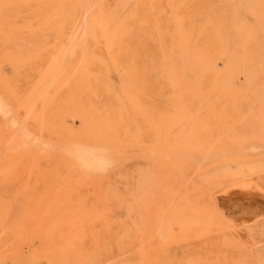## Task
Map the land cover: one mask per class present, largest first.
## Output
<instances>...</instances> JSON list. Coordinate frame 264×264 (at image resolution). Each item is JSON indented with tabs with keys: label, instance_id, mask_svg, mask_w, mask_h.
Segmentation results:
<instances>
[{
	"label": "rangeland",
	"instance_id": "1",
	"mask_svg": "<svg viewBox=\"0 0 264 264\" xmlns=\"http://www.w3.org/2000/svg\"><path fill=\"white\" fill-rule=\"evenodd\" d=\"M169 2L0 0V264H264V90L215 83L244 43L264 65V0ZM187 47L200 93L167 74ZM24 194L94 212L14 213Z\"/></svg>",
	"mask_w": 264,
	"mask_h": 264
},
{
	"label": "bare ground",
	"instance_id": "2",
	"mask_svg": "<svg viewBox=\"0 0 264 264\" xmlns=\"http://www.w3.org/2000/svg\"><path fill=\"white\" fill-rule=\"evenodd\" d=\"M134 1V0H133ZM137 1V0H136ZM170 0H168L169 2ZM179 1V0H178ZM181 1V0H180ZM141 3V2H140ZM170 3V2H169ZM175 3V2H174ZM167 5V4H166ZM4 6V5H3ZM16 6V5H15ZM131 7V6H130ZM170 8V7H169ZM173 8V7H172ZM172 10V9H170ZM175 10V9H173ZM130 11V10H129ZM178 11V10H177ZM255 12H257V10H255ZM83 15V14H82ZM125 15V14H124ZM132 15V14H131ZM158 15V14H157ZM86 17V16H85ZM85 17L83 20H85ZM133 17V16H132ZM156 17V16H155ZM257 17V16H256ZM121 18V17H120ZM189 18V17H188ZM2 19V18H1ZM257 19V18H256ZM3 20V19H2ZM159 20V19H158ZM5 20H3L4 22ZM100 21V20H99ZM6 22V21H5ZM97 22V21H95ZM84 23V22H83ZM101 23V22H100ZM98 22V24H100ZM106 23V22H105ZM104 24V23H103ZM232 24H233V27H236L238 26V23H237V20H234L232 21ZM83 25V24H82ZM101 25V24H100ZM114 24H112L113 26ZM85 26V25H84ZM87 27V26H86ZM246 27V25H245ZM31 28V27H30ZM90 28V27H89ZM112 28V27H111ZM80 29V28H79ZM103 29V27H102ZM110 29H108L109 31ZM131 30V29H130ZM103 31V30H102ZM123 30H121L122 32ZM79 33V32H78ZM123 33V32H122ZM104 34V32H103ZM105 35V34H104ZM112 37V34H110ZM228 35V34H227ZM247 36V35H246ZM249 36V35H248ZM247 36V37H248ZM2 37V36H1ZM0 37V38H1ZM76 37V36H75ZM83 37V36H82ZM104 37V36H103ZM106 37V36H105ZM251 37V36H250ZM254 37V36H253ZM13 39V38H12ZM81 39V38H80ZM120 39V38H118ZM111 40V39H110ZM197 40V39H196ZM2 41V40H1ZM73 41V40H72ZM81 41V40H80ZM113 41V40H112ZM261 41V40H260ZM5 44H6V41H4ZM109 42V41H108ZM111 42V41H110ZM109 42V43H110ZM184 42V41H183ZM112 43V42H111ZM111 43L109 44V46H111ZM72 45V42L70 43ZM7 45H10V44H7ZM247 44L244 43V46L241 48L242 52L241 53H238L236 51L238 50H235V52L237 54H234L233 56H231L229 59H228V72H227V75H226V78H225V82L224 84L222 83V81L220 79H217L216 80V87H221L222 89L225 88L226 89H229V91L231 92H235L236 91V87H235V84H234V77L237 73L239 72H242L245 74L246 78L249 80V84L247 87H252V85L256 86V90L254 91L255 93V96H257V91L258 89H263L264 90V84H261L262 86H258V85H255V81H256V75L258 73H264V65H262L261 63H259V69L255 68V63L260 59V54L257 53V54H254L251 50H249L246 46ZM2 46V45H1ZM78 46V44H77ZM137 46V45H136ZM220 46V45H219ZM108 47V46H107ZM239 47V46H238ZM69 48V47H68ZM67 48V50H68ZM73 48L75 49L76 47L73 46ZM74 49H72V51H75ZM141 49V48H140ZM139 49V50H140ZM11 50V49H10ZM66 50V51H67ZM144 50V49H143ZM137 51V50H136ZM141 53V52H140ZM71 54V53H70ZM137 54V53H136ZM146 54V53H145ZM165 54V53H163ZM127 55V54H126ZM143 56V55H142ZM132 57V56H131ZM135 57V56H134ZM137 57V56H136ZM138 58V57H137ZM113 60V59H112ZM241 60L243 62V65L240 66L237 61ZM114 61V60H113ZM156 62V61H155ZM184 62H185V69L183 70V58L180 59V64L179 62L177 61V67L174 68V67H169L167 69V74L169 77H173L174 79L176 78V76H180L181 75V82H182V85L180 86H183V88L185 87V85L187 84V82H190V84H193L194 87H195V90L198 91L199 93L201 92L200 90V84H201V76H202V71L204 69V65H205V62H206V55L205 53L202 51V50H198L194 47H187V51H186V54H185V59H184ZM131 64L133 65V63L131 62ZM138 64V63H137ZM140 65V63L138 64ZM176 65V63H175ZM216 70V69H215ZM218 71V70H217ZM2 73V72H1ZM9 76V75H8ZM244 76V77H245ZM13 77V76H11ZM7 78V77H6ZM5 78V79H6ZM240 78V77H239ZM247 82V81H246ZM245 82V83H246ZM140 84V82H139ZM142 84V83H141ZM140 84V85H141ZM148 86V85H147ZM224 92V91H223ZM263 95V101H264V91L262 93ZM221 96H224V93L223 95L221 94ZM234 100V99H233ZM248 100V99H246ZM250 100V99H249ZM236 101V99H235ZM25 102V101H24ZM237 103V102H236ZM254 103V102H253ZM237 107V106H236ZM20 108V107H19ZM31 110V109H30ZM263 111V110H262ZM17 112V111H16ZM264 114V112H262ZM14 115H15V112H14ZM193 116V114H192ZM34 117V116H33ZM147 117V116H146ZM205 117V116H204ZM190 120V118H189ZM191 121V120H190ZM198 121H200L198 119ZM108 124L110 125H113V122L110 121L109 119L107 120ZM176 122V121H175ZM192 122V121H191ZM185 123V122H184ZM183 123V124H184ZM201 123V122H200ZM182 124V125H183ZM113 127V126H112ZM188 127V126H187ZM119 128H122V125L119 126ZM19 129V128H18ZM173 129V127H172ZM178 128H176L177 130ZM175 130V129H174ZM175 130V131H176ZM180 130V129H179ZM15 132V131H14ZM16 135V134H15ZM14 135V136H15ZM234 135V134H232ZM16 137V136H15ZM27 139H30L32 137H30V135H27L26 136ZM25 138V137H24ZM242 138V137H240ZM29 142V141H28ZM220 142V141H218ZM184 143V142H183ZM212 143V142H210ZM209 143V144H210ZM214 144V143H212ZM184 145V144H183ZM200 145V144H197V146ZM186 146V145H184ZM212 148L214 149L213 145H212ZM210 149V147H209ZM211 150V149H210ZM244 151V150H243ZM70 152V149H62V150H58V152L56 153V155L58 156V158H63V161H64V166L66 167V172L68 173V175L72 174L71 173V167H73L72 165H74L76 168V171L74 172V175L73 176H81V175H85V174H88V171L87 169L85 168L84 165H81L79 163H75V159L72 158V159H68L67 158V155L68 153ZM46 155V154H45ZM70 160V161H68ZM17 162V161H16ZM34 164V163H33ZM262 164V163H261ZM16 165V163H15ZM26 166V164L24 165ZM33 167V165H32ZM175 168V166H174ZM32 169V168H31ZM257 168H254V170H256ZM182 170V169H181ZM184 171V170H183ZM182 171V172H183ZM134 172V171H133ZM60 173V171H59ZM244 173V171H243ZM257 175V174H256ZM57 176V175H56ZM121 176V175H120ZM123 176V175H122ZM234 176V175H233ZM237 176V175H235ZM16 177V176H15ZM71 177V176H70ZM17 178V177H16ZM30 178V176H29ZM67 178V177H66ZM134 179V177H133ZM37 180V179H36ZM57 180V179H55ZM30 181V179H29ZM39 182V180H37ZM149 181V180H148ZM157 181V180H156ZM62 182V181H61ZM60 182V183H61ZM37 183V182H36ZM85 183V182H84ZM83 183V184H84ZM141 183V181H140ZM29 184V182H28ZM150 184V182H149ZM158 184V183H157ZM154 185V184H152ZM28 186V185H27ZM87 186V185H86ZM113 186V185H112ZM151 186V185H150ZM62 187V186H61ZM134 187V186H133ZM185 187V186H184ZM28 188V187H27ZM70 188V187H69ZM155 189V187H152V189ZM116 189V187H115ZM18 190V189H17ZM25 190V188H24ZM57 190V188L55 189ZM158 190V189H157ZM183 190V189H182ZM20 191V190H19ZM68 191V190H67ZM25 192V191H24ZM27 192V191H26ZM57 191H53L52 193H56ZM63 192V191H62ZM61 192V193H62ZM65 192V191H64ZM118 192V190H117ZM151 192V191H150ZM148 191V193H150ZM183 192V191H182ZM28 193V192H27ZM49 193V192H48ZM120 193V192H119ZM139 193V192H138ZM181 194V192H179ZM19 194V193H18ZM51 194V192L49 193ZM118 194V193H117ZM121 194V193H120ZM119 194V196H120ZM132 194V193H131ZM178 194V195H180ZM122 195V194H121ZM140 195V194H139ZM177 195V197H178ZM50 196V195H49ZM47 196V198L49 197ZM59 196V195H58ZM133 196V195H132ZM22 197V201L18 202L16 205H14V210L13 212L14 213H92L94 211H92L93 209L89 208L86 204V202L84 201V199H82L81 197H78L76 200L73 199L71 196H68L65 198V200H63V202L59 201V200H56L57 196H55V200L56 202H53L51 203V205L49 204V202L51 201H46L47 198L45 199V197H42V198H38V199H35L34 197L30 196L29 194H27V196H25L24 194V197L23 196H20ZM122 197V196H120ZM147 197V196H146ZM108 198V197H107ZM106 198V199H107ZM134 198H135V195H134ZM137 198V197H136ZM138 199V198H137ZM149 199V197H148ZM182 199V198H181ZM176 200V199H175ZM54 201V200H53ZM108 201V200H107ZM114 202V201H113ZM182 202V201H181ZM183 203V202H182ZM93 205V203H92ZM96 206V205H95ZM94 206V208H95ZM107 206V205H106ZM146 206V205H145ZM172 206V205H171ZM170 206V207H171ZM153 207V206H152ZM133 208V206H132ZM170 209V208H169ZM168 209V210H169ZM110 210V209H109ZM195 210V209H194ZM106 211V210H105ZM168 212V211H167ZM96 213V212H95ZM148 213V212H147ZM179 213V212H178ZM183 213V212H182ZM154 219V218H153ZM137 221V220H136ZM154 221V220H153ZM164 221V220H163ZM149 229V228H148ZM150 231V230H149ZM153 231V230H152ZM151 231V232H152ZM147 235V234H146ZM146 239V238H145ZM146 241V240H145ZM144 244V243H143ZM143 246V245H142ZM140 252V251H139ZM145 254V253H144ZM146 262V261H145Z\"/></svg>",
	"mask_w": 264,
	"mask_h": 264
}]
</instances>
